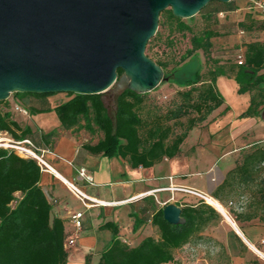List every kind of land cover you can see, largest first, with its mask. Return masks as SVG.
<instances>
[{"label":"trees","instance_id":"16d2710c","mask_svg":"<svg viewBox=\"0 0 264 264\" xmlns=\"http://www.w3.org/2000/svg\"><path fill=\"white\" fill-rule=\"evenodd\" d=\"M235 10L231 0L221 8L214 7L204 20ZM160 17L164 23L175 25L178 32L190 35V47L180 58L181 63L171 68L163 61L170 48L162 43L161 33H156L149 42L157 40L154 48L160 60L151 59L163 69L164 76H169L167 82L178 88L175 98L164 109L155 107L148 93L137 94L128 89L114 96L112 108L105 103L104 93L67 94L69 98L65 102L45 108L30 105L29 98L44 100L52 94L14 93V97L31 115L53 112L63 130L100 133L96 142L83 144V149L91 155L122 159L131 168H151L164 159L180 157L181 145L189 131L205 122L224 104L216 84L220 76L235 79L238 93L249 94V105L240 118L261 114L264 109V87L261 86L264 84V39L248 41L244 46L243 63L238 65L236 61L227 67L211 56L214 40L223 33L211 28L195 33L182 19L174 17L170 9L164 10ZM246 19L236 24L238 31L264 34V18ZM199 52L205 62H211L213 66L206 73L198 68L189 76L177 74L182 65ZM117 73L120 77L123 72L118 70ZM4 104L6 102H0V106ZM179 125L181 128L177 131ZM0 131L15 141L31 140L35 135L29 126L22 127L15 121L10 111L1 109ZM54 134L51 131L42 138L47 142ZM41 175L34 160L23 159L11 150L0 148V264H67L64 222L51 218L52 206L39 185ZM246 195L250 200L239 206L241 211L229 209L234 221L258 220L264 226V145L247 151L210 194L221 205L239 203V198ZM144 200L146 205L140 209V215L130 214L134 218L133 231L150 219L157 238L145 237L137 246L131 247L118 238L117 225L104 223L101 228L110 230L113 238L100 254L97 264H180L175 259V251L191 245L196 239L214 242L220 247V256L230 260L224 246L204 234L208 227L222 220L221 214L211 205L202 199L183 203L181 216L185 223L175 226L163 219L162 208L156 207L152 196ZM236 239L243 245L237 236ZM246 264L261 263L252 258Z\"/></svg>","mask_w":264,"mask_h":264},{"label":"water","instance_id":"95a60500","mask_svg":"<svg viewBox=\"0 0 264 264\" xmlns=\"http://www.w3.org/2000/svg\"><path fill=\"white\" fill-rule=\"evenodd\" d=\"M230 1L0 0V102L14 93H150L164 80L145 54L160 14L170 9L189 19L210 2ZM162 215L171 225L185 223L176 203Z\"/></svg>","mask_w":264,"mask_h":264},{"label":"rangeland","instance_id":"374dc122","mask_svg":"<svg viewBox=\"0 0 264 264\" xmlns=\"http://www.w3.org/2000/svg\"><path fill=\"white\" fill-rule=\"evenodd\" d=\"M222 5V3H211L194 17L183 19V22L191 26L195 33H199L205 28L215 29L223 33V36L214 40L215 45L211 56L213 59L219 61L220 64L228 67L236 64L238 55L244 52V46L248 41L256 38L262 40L264 39V34L256 32L244 34L238 31L235 27L238 23L237 20L225 12H221L222 15L219 13L217 16H211L208 21L204 20V16L214 7L221 8ZM246 21L248 20L246 19ZM156 33H161L162 43L170 48L169 53L164 57L163 61L169 63V68L179 65L181 63L180 58L190 47V35L188 33L178 32L175 29V25L164 23V19L161 17H159ZM228 33L230 35H240V42L234 43L232 39H228ZM149 42L146 46V54L154 60H160L154 48L157 40L151 44ZM196 55L183 64L177 74L189 76L198 68L202 73H206L213 66V63L210 62L207 64L205 62L202 52ZM168 78L169 76H164L162 83L155 90L148 93V97L153 101L155 107L164 109L175 98V93L178 88L169 84L167 82ZM216 84L220 95L224 99L223 106L214 111L201 125L189 131L185 141L181 145L180 157L170 162L171 169L174 172H181L177 173L178 183L197 189L202 194L209 195L223 180L225 174L242 159V156L247 151L264 145V117L259 114L257 117L240 118V115L249 105L248 93L239 94L238 83L233 78L224 79L223 76H220ZM261 86L264 87V84ZM68 98L67 94L59 93L52 94L44 100L36 98H29V100L30 105L45 108L47 106L55 107L68 100ZM103 99L107 106L112 108L114 95L111 90L104 93ZM4 102L6 104L1 105L0 109L10 111L12 118L15 121H19L22 127L26 126V121H39L37 118H33L37 115H31L28 108L22 106L13 94ZM15 105L19 109H16ZM51 117L58 122L54 113H52ZM182 123H185V120ZM180 128L181 126L179 125L176 130L179 131ZM53 131L55 132L54 136L46 142L42 138L46 133L42 128H38L30 141L39 149L51 150L57 139L63 135H69V130H63L60 126ZM69 132L73 138H77V141L82 144L94 143L101 137L100 133L90 134L85 131L75 132L74 130ZM7 137L13 139L10 135H7ZM64 138L67 139L68 137L65 136ZM61 145L65 146L66 142L62 141L60 143ZM44 192L48 195L46 189H44ZM197 199L199 198L191 195H185L183 197L177 195L175 197V203L182 205L186 202H194ZM249 200V195H246L239 198V203L225 202L221 205L219 202L224 210V213L220 211L222 220L204 231L206 237L214 238L224 246L230 260H226L220 256V247L214 242L197 239L191 245L179 250V252H175V259L180 264H246L252 258H257L261 264H264L263 224L258 220L237 223L229 212L230 208H233L235 211H241L239 206L244 205ZM113 209L115 220L120 224V235L128 239L136 238L132 247L137 246L143 237L139 238V235L136 237L132 236L136 231H133V227L127 221L125 206L122 205ZM233 224L238 227L242 234L241 236L236 232ZM231 231H235L243 245L238 242L236 235L231 237ZM75 264L81 263L77 262Z\"/></svg>","mask_w":264,"mask_h":264},{"label":"crops","instance_id":"0c3cea01","mask_svg":"<svg viewBox=\"0 0 264 264\" xmlns=\"http://www.w3.org/2000/svg\"><path fill=\"white\" fill-rule=\"evenodd\" d=\"M235 11L229 12L237 22L246 18L262 20L250 6L249 0H234ZM234 43L240 42V35H230L227 37ZM224 79H228L223 76ZM218 80V79H217ZM249 97V95L247 94ZM249 102V99H248ZM53 112L39 114L33 118L39 121H26L32 131L42 128L45 133L51 132L60 126L59 121H55ZM45 115V116H43ZM19 123V121H17ZM69 135H63L57 139L51 150L44 155L46 162L55 173L51 171L42 172L40 187L48 192L45 194L52 206L51 218L63 220L66 238L72 239V243L65 248L67 251V264H97L100 254L110 245L113 235L110 230L102 229L104 223L111 222L118 226V238L132 247L135 239L124 238L120 235V224L116 222L114 209L125 206V216L133 227L134 218L130 214L138 213L145 205V198L152 196L157 208H163L168 203H175V197L186 194L182 191L170 189L171 186L190 188L177 182V173L171 169V160L164 159L151 168H131L124 160L119 158L107 159L100 155H91L82 147V143ZM68 138L65 139L64 137ZM66 142L65 146L60 143ZM64 144V143H63ZM177 159V158H175ZM168 166V167H164ZM84 167L92 175L94 185L90 186L77 177L76 170ZM64 181L77 185L86 195L96 199L113 203L107 207L85 208L80 201L67 189ZM197 190V189H195ZM199 191V190H198ZM211 192V191H210ZM181 207V205H179ZM80 212L81 229L77 230L70 222L72 214ZM140 215V214H139ZM231 237L238 236L235 231L230 232ZM155 237L157 233L151 225L150 219L144 222L132 236ZM177 249L175 252L185 248ZM175 255V254H174ZM89 258H88V257Z\"/></svg>","mask_w":264,"mask_h":264},{"label":"built area","instance_id":"2783aa9c","mask_svg":"<svg viewBox=\"0 0 264 264\" xmlns=\"http://www.w3.org/2000/svg\"><path fill=\"white\" fill-rule=\"evenodd\" d=\"M251 8L258 13L261 17L264 18V0H249ZM222 15V13H220ZM244 61L243 53L238 55L237 64L241 65ZM16 109H19L17 105H15ZM21 110V109H20ZM25 112V111H24ZM7 133L0 131V148L11 150L16 155L23 159H31L36 162V164L39 166L41 172H47L51 171L52 173H55L51 166L46 162L44 155L48 153L49 151L47 149H39L30 140H23V141H15L13 139H10L7 137ZM40 152V153H39ZM77 177L84 181L87 185L93 186L94 181L92 175L87 171L84 167H79L76 170ZM67 189L82 203V205L85 208H92V207H107L112 206L113 203L105 202L99 199H96L94 197H90L86 195L81 189L77 187L76 184L68 181H64ZM170 189L182 191L186 194H189L191 196H195L199 199H202L205 201L203 194L201 191L185 188V187H177V186H171ZM206 202V201H205ZM83 217V214L80 212L74 213L70 217V222L73 225V227L77 230L81 229V219ZM72 239H65V247L68 244L72 243ZM68 243V244H67ZM264 257V256H263Z\"/></svg>","mask_w":264,"mask_h":264},{"label":"bare ground","instance_id":"6f19581e","mask_svg":"<svg viewBox=\"0 0 264 264\" xmlns=\"http://www.w3.org/2000/svg\"><path fill=\"white\" fill-rule=\"evenodd\" d=\"M203 197L205 199V201L211 205L214 209H216L219 213H224V210H223V207L220 205L219 201L215 200L214 198H212L209 194H203ZM221 211V212H220ZM236 232L241 236V232L240 230L238 229V227L233 224Z\"/></svg>","mask_w":264,"mask_h":264}]
</instances>
